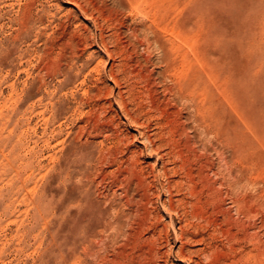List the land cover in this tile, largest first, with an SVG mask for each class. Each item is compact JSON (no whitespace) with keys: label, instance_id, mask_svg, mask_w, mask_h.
<instances>
[{"label":"rangeland","instance_id":"rangeland-1","mask_svg":"<svg viewBox=\"0 0 264 264\" xmlns=\"http://www.w3.org/2000/svg\"><path fill=\"white\" fill-rule=\"evenodd\" d=\"M132 3L0 0V264H189L187 174L211 264H264V0Z\"/></svg>","mask_w":264,"mask_h":264},{"label":"bare ground","instance_id":"bare-ground-1","mask_svg":"<svg viewBox=\"0 0 264 264\" xmlns=\"http://www.w3.org/2000/svg\"><path fill=\"white\" fill-rule=\"evenodd\" d=\"M132 2H133L132 4L134 7V11L135 10L140 11L141 8H140V5L138 4V0H132ZM186 96H187V94H186ZM189 99H191V98H189ZM189 102L190 101H188V103ZM191 102H192V99H191ZM186 160H189V158ZM187 179H188V181L185 182L184 184L186 187L185 189H186V194L188 195V197L185 198L184 200H182L181 204L183 207L189 209L185 213L186 214L185 217H187L186 226L189 227V229L190 228L193 229L194 232H192V231L191 232H187V231L183 232L182 231L181 233H179V235H177V238L181 244V247L178 249V251L180 254L182 253V250L184 249V247H183L184 244H189V242H199L204 247L202 249H199V250L198 249L197 250H190V249L187 250V256H186L187 260L186 261L190 262L191 264H202V260H204L205 264H211L212 263L211 258H212L214 251H215L214 245H213V238H214L215 234L218 232L217 227H219V226H218L217 221L219 220V218H218L219 214H220L219 209H220L222 200L220 199L218 193H216V191L213 190L211 184H196L193 180H191L189 178V174H187ZM222 183L223 182H220L219 185L222 186ZM181 186L184 187V185L182 183H181ZM229 200L237 208V211H239V208L237 206L238 205L237 200L233 199L231 197H229ZM126 201H128V200H126ZM125 206H126V208L130 207L128 202H125ZM168 207H169L170 211H176L172 205H168ZM185 211H186V209H185ZM147 217L148 216H146L143 212L141 214L139 212V210H134V212H129V211L123 210L122 212H120L119 215L113 216L111 218L110 223H106V222H105V224L103 223V225H101V228L103 231H106L109 229L113 233L119 234L122 231L123 225L125 223H127L128 221H130V222L132 221L131 223L133 225L135 224L136 227L135 226L132 227L133 225L127 227V228H129L127 234L132 237L133 235L136 236L140 232V230H142V232H144V231L149 232L153 229L152 227H145V223H148V221H149ZM189 217L192 220H196L197 223L196 224L192 223V221H190ZM153 222H155V221H153ZM147 225H149V224H147ZM95 227H96V225L90 224V232L88 234L89 237H92V238L97 237L96 233H94L95 231L92 230ZM206 231L209 233H206ZM142 263H143V261H142ZM142 263H140V264H142Z\"/></svg>","mask_w":264,"mask_h":264}]
</instances>
